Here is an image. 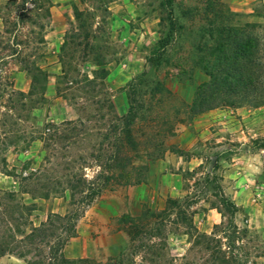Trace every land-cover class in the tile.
<instances>
[{
	"label": "rangeland",
	"instance_id": "obj_1",
	"mask_svg": "<svg viewBox=\"0 0 264 264\" xmlns=\"http://www.w3.org/2000/svg\"><path fill=\"white\" fill-rule=\"evenodd\" d=\"M210 1L0 0V264H264V68L192 110L264 0ZM167 158L182 191L131 199ZM93 207L127 243L95 246Z\"/></svg>",
	"mask_w": 264,
	"mask_h": 264
},
{
	"label": "trees",
	"instance_id": "obj_2",
	"mask_svg": "<svg viewBox=\"0 0 264 264\" xmlns=\"http://www.w3.org/2000/svg\"><path fill=\"white\" fill-rule=\"evenodd\" d=\"M215 2V1H214ZM209 2L207 11L213 17L220 15L219 3ZM225 40L219 43L212 55L213 62L202 69L209 72L210 83L202 85L193 104V113H202L220 104L221 94H246L257 96L262 86L264 68V43L250 27H234L226 31ZM204 58V57H203ZM202 58V60H203ZM255 100V99H254ZM133 112V109L130 110ZM264 149V143L258 145Z\"/></svg>",
	"mask_w": 264,
	"mask_h": 264
},
{
	"label": "crops",
	"instance_id": "obj_3",
	"mask_svg": "<svg viewBox=\"0 0 264 264\" xmlns=\"http://www.w3.org/2000/svg\"><path fill=\"white\" fill-rule=\"evenodd\" d=\"M172 166H175L174 159L167 158L161 160L152 173L153 180L140 186L142 190H145L144 195H132L133 193H130V198H133V200L143 205L149 200L152 201V203H156V199L181 192L183 177L179 172L175 171ZM130 213L132 216L135 215L132 210ZM114 218V215H111L106 207H93L86 212L80 222L84 224L89 232H93L97 235L95 246L111 251L116 246L114 242L115 235H119L124 243L128 242V236L123 229L114 226Z\"/></svg>",
	"mask_w": 264,
	"mask_h": 264
}]
</instances>
